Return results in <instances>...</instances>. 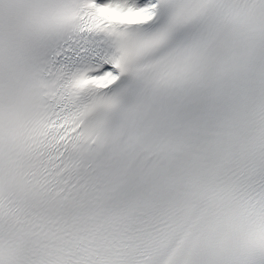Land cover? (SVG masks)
Masks as SVG:
<instances>
[{
	"label": "snow or ice",
	"instance_id": "obj_1",
	"mask_svg": "<svg viewBox=\"0 0 264 264\" xmlns=\"http://www.w3.org/2000/svg\"><path fill=\"white\" fill-rule=\"evenodd\" d=\"M0 264H264V0H0Z\"/></svg>",
	"mask_w": 264,
	"mask_h": 264
}]
</instances>
